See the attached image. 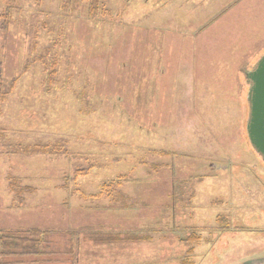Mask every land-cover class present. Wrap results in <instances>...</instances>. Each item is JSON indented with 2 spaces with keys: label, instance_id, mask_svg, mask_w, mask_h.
<instances>
[{
  "label": "rangeland",
  "instance_id": "rangeland-1",
  "mask_svg": "<svg viewBox=\"0 0 264 264\" xmlns=\"http://www.w3.org/2000/svg\"><path fill=\"white\" fill-rule=\"evenodd\" d=\"M165 1L106 0L107 16L90 21L79 3L0 0V13L10 10L0 26L3 82L25 67L0 102V228L70 231L85 250L77 264H181L191 233L199 264L264 258V162L246 132L264 0H214L207 35ZM20 144H59L68 155L14 153ZM89 162L88 176L66 179ZM119 175L132 178L122 187L127 210L78 197ZM10 178L34 188L19 207ZM97 233L149 240L119 244L132 257L110 262L101 258L109 246L88 240Z\"/></svg>",
  "mask_w": 264,
  "mask_h": 264
},
{
  "label": "trees",
  "instance_id": "trees-1",
  "mask_svg": "<svg viewBox=\"0 0 264 264\" xmlns=\"http://www.w3.org/2000/svg\"><path fill=\"white\" fill-rule=\"evenodd\" d=\"M63 1L62 8L65 10L67 8L73 9L74 4H81L85 11V18L90 21H94L99 17L107 16V8L105 7L106 0H61ZM35 2L40 3L41 0H35ZM10 10H3L0 13V26L7 27L10 20ZM52 63V62H51ZM48 63L46 84L50 87V82L53 80L55 75V67ZM50 67H52L50 69ZM25 67H23L20 73L7 81L3 82V78L0 74V102L8 95L14 84L18 81L20 76L24 73ZM13 152L23 155H68V150L64 147L59 146V144H33V145H17L13 148ZM95 167V163L89 162L86 167L75 168L73 171V176L67 177L69 180H75L77 177L82 178L89 175L91 170ZM154 167V166H153ZM132 180L131 177L127 175H119L115 179L105 181L99 185L98 192L95 194H85L83 191L77 193L78 197L88 200L89 202H99L101 200H106L108 205L113 206V208L127 209L131 206L130 202H133L126 194L123 193L122 187L125 183ZM9 187L14 196L13 202L15 206H21L23 202V195L31 193L34 188L31 186H22L17 178H10ZM67 189V186H63ZM74 193V192H73ZM17 202V203H16ZM100 205L96 204L95 207L98 208ZM104 207V206H103ZM218 219L224 220L223 217H218ZM59 235V237H67L68 240L73 236L68 231H53L48 229H41L38 227H25V228H0V264H35L40 262H51L54 258H59V255L63 254V249L67 252H71L70 248L66 246H59L58 241L53 239L52 236ZM136 239H145L146 236L141 237L139 234H132ZM99 236V235H95ZM115 238H122V236H114ZM96 238V237H95ZM102 241H107L109 239L108 235L102 234L100 236ZM99 238L97 239V241ZM182 241L190 244V249L188 253H191L193 245L200 241V237L197 234L191 233ZM60 242V241H59ZM54 245L57 249H51ZM70 254V253H69ZM185 261L184 264H187ZM37 263V264H38Z\"/></svg>",
  "mask_w": 264,
  "mask_h": 264
},
{
  "label": "crops",
  "instance_id": "crops-1",
  "mask_svg": "<svg viewBox=\"0 0 264 264\" xmlns=\"http://www.w3.org/2000/svg\"><path fill=\"white\" fill-rule=\"evenodd\" d=\"M166 1H165L166 2L165 6L163 7L164 9L169 4H171V5H173L176 8V12L177 13L179 11L183 12L185 10H189L190 11V15L188 16V20L189 21L200 20L199 24L202 23L200 26H198L196 28V33L198 35H207V34H204V32L206 31V28L209 29L208 27L210 26V23L213 21V19H210V16H212L214 14V11H216L212 7V4L214 3V0H166ZM236 2L237 1H234L231 4H229L226 7V9H230V8H232V9L235 8L236 9V7H237L236 6L237 5ZM162 11H164V10H162ZM207 14H209L210 16L207 15ZM215 14H217V11H216ZM161 17H164V16L162 15ZM147 19H148V17H147ZM163 24L164 23L162 22L160 26H162ZM175 27H176V31L175 32H177L178 31L177 30L178 25L176 24ZM179 29L182 30L180 27H179ZM204 43H205L204 45H209V40H206ZM127 185H129V184H127ZM123 187H124V185H123ZM97 192H98V190H96L95 193H97ZM95 193H86V194H95ZM11 199H13V197H11ZM99 202H88L89 204L86 205V206H88V208H92V209L103 208V207H100V208H96L95 207L96 204H99L101 206V204ZM101 202H106V204H107L106 200H101ZM124 210H127V209H124ZM28 227H31V226H28ZM34 227H36V226H34ZM14 228H25V227H14ZM68 232H70V231H68ZM125 233H128V232H125ZM97 234L99 236H95L94 235V236L88 238V240L90 239L91 240L90 242H92V245L97 246V247L98 246H102V245L109 246L107 248L103 246L102 250L104 251V253L106 255V259L103 258V257H101V258L106 260V261H110V262H114V261L119 260V259L120 260H123V259L128 260V259H130L132 257V254L129 253V252H122V251L120 252L119 251L120 250V245L122 246L121 249H123V247H128L127 245H124V244L130 245V243H134V242H137V241H140V240H142V241L149 240V238H147V239H137L136 240V237H134V236H132V237L128 236L125 239H121L120 240V239L115 238V237L110 238V236H109V239H107V241H102L100 239V236L102 235V233L101 234L97 233ZM98 238H99V240L97 241ZM70 240L73 241V245L75 244V246H77V248L74 249V252L72 251L73 249H71V247H69L71 252H67V249L63 250V254L59 255L58 256L59 258L53 257L54 259L51 261V262H53L52 264H58L60 262H67V264H77L78 261H80V258L82 257V254L84 255L85 250L82 248V246H79L80 242H77V241L74 242L73 236L70 238ZM199 245H200V241L198 243L196 242L193 245V247H192L191 253H186L185 255H183L181 257V264H184L185 261H188L187 264H199L200 263V259L201 258L199 257V252L197 251V247ZM53 248L57 249L56 246H54ZM110 249H112V251L109 252ZM79 250H81V253H79ZM65 255H67V256H65ZM61 256H65L66 258L65 257H61ZM253 264H264V258H260L258 260H255Z\"/></svg>",
  "mask_w": 264,
  "mask_h": 264
},
{
  "label": "water",
  "instance_id": "water-1",
  "mask_svg": "<svg viewBox=\"0 0 264 264\" xmlns=\"http://www.w3.org/2000/svg\"><path fill=\"white\" fill-rule=\"evenodd\" d=\"M249 115L246 132L251 146L264 161V55L247 74Z\"/></svg>",
  "mask_w": 264,
  "mask_h": 264
},
{
  "label": "flooded vegetation",
  "instance_id": "flooded-vegetation-1",
  "mask_svg": "<svg viewBox=\"0 0 264 264\" xmlns=\"http://www.w3.org/2000/svg\"><path fill=\"white\" fill-rule=\"evenodd\" d=\"M255 67V66H254ZM249 85H251V83L249 82ZM249 88H250V86H249ZM247 97H248V92H247ZM248 104H249V102H248Z\"/></svg>",
  "mask_w": 264,
  "mask_h": 264
}]
</instances>
